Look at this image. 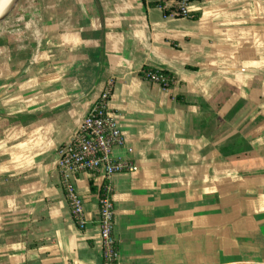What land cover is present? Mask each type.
I'll return each mask as SVG.
<instances>
[{
	"label": "crops",
	"instance_id": "1",
	"mask_svg": "<svg viewBox=\"0 0 264 264\" xmlns=\"http://www.w3.org/2000/svg\"><path fill=\"white\" fill-rule=\"evenodd\" d=\"M11 0H0V16ZM23 0L0 31V264H103L110 181L119 264H264V0ZM173 75L171 87L142 76ZM137 165L58 169L101 89Z\"/></svg>",
	"mask_w": 264,
	"mask_h": 264
},
{
	"label": "built area",
	"instance_id": "2",
	"mask_svg": "<svg viewBox=\"0 0 264 264\" xmlns=\"http://www.w3.org/2000/svg\"><path fill=\"white\" fill-rule=\"evenodd\" d=\"M191 0H176V13L188 15ZM161 69L148 71L146 79L160 83L166 77L158 74ZM112 82H108L99 92L90 111L82 120L70 142L59 150L58 169L62 186L68 200L72 216L78 226H85L84 199L79 194L73 178L82 171L101 174L110 178L116 173L133 172L137 165L116 158L113 150L124 145V136L117 118L109 109ZM113 187L108 181L99 196V227L102 239L103 264H119V248L114 234L115 207L112 200Z\"/></svg>",
	"mask_w": 264,
	"mask_h": 264
},
{
	"label": "water",
	"instance_id": "3",
	"mask_svg": "<svg viewBox=\"0 0 264 264\" xmlns=\"http://www.w3.org/2000/svg\"><path fill=\"white\" fill-rule=\"evenodd\" d=\"M23 0H11L10 5L8 6L7 10L0 16V31L4 26L5 22L14 14L16 13L18 7L22 3Z\"/></svg>",
	"mask_w": 264,
	"mask_h": 264
},
{
	"label": "trees",
	"instance_id": "4",
	"mask_svg": "<svg viewBox=\"0 0 264 264\" xmlns=\"http://www.w3.org/2000/svg\"><path fill=\"white\" fill-rule=\"evenodd\" d=\"M154 70V68H151V67H149V66H147V67H145L144 68V70H143V72H142V76L144 77V78H146V74H147V72L148 71H153ZM158 74H162L163 76H165L166 77V81H161L160 82V84L162 85V86H164V87H171L172 86V84H173V75L169 72V71H167V70H160L159 72H158Z\"/></svg>",
	"mask_w": 264,
	"mask_h": 264
}]
</instances>
